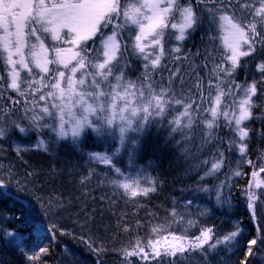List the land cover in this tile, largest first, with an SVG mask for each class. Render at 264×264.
I'll return each mask as SVG.
<instances>
[{
  "label": "snow or ice",
  "instance_id": "1",
  "mask_svg": "<svg viewBox=\"0 0 264 264\" xmlns=\"http://www.w3.org/2000/svg\"><path fill=\"white\" fill-rule=\"evenodd\" d=\"M201 30L206 43L195 51L186 48ZM0 33V141L17 133L36 134V147L51 154L62 144L83 152L90 136L118 140L110 154L86 155L108 168L107 182L114 190L132 199L157 191L156 179L135 162L141 139L153 126L167 125L170 138L179 133L189 142L194 127L201 129V149L207 145L213 151L194 165L203 168L199 181L218 179L228 167L220 183L209 187L198 181L190 189L206 194L211 206L197 207L195 213L191 199L180 209L173 206L163 222L150 226L151 238H137L121 250L124 264H132V257L178 264L194 254L202 264H212L213 256L235 245L238 222L222 235L206 225L197 234L187 233L217 209L231 210L230 181L244 175L243 163L253 168V181L244 191L251 217L257 201L264 207V192L253 191L261 186L255 178L264 172V158L257 169L248 156L249 122L258 118L254 97L264 89L257 88L255 79L236 78L248 57L264 52V0H0ZM134 61L140 62L141 72L133 79L129 70ZM169 61L176 62L175 68L169 69ZM256 69L264 79V60ZM164 71L169 72L166 80ZM221 126L229 131L226 140L217 135ZM257 134L264 136V130ZM26 150L15 149L18 155ZM183 150L186 156L194 154L187 144ZM121 151L128 156L127 168L116 159ZM233 151L235 168L226 155ZM89 179L91 174L81 183ZM4 186L0 179V188ZM173 224L182 231H172ZM4 235L30 264L49 254L43 245L48 237L41 235L28 248L16 233L5 230ZM80 239L98 257L106 251L91 236ZM258 240L264 246V237L250 240L242 264L254 256ZM64 254L62 264H78L71 249L65 247Z\"/></svg>",
  "mask_w": 264,
  "mask_h": 264
},
{
  "label": "trees",
  "instance_id": "2",
  "mask_svg": "<svg viewBox=\"0 0 264 264\" xmlns=\"http://www.w3.org/2000/svg\"><path fill=\"white\" fill-rule=\"evenodd\" d=\"M203 30L198 31L192 40L186 42V48L202 47L206 39H202ZM249 63L239 70L238 81L245 78L255 79L258 89H264V79L256 69V64L264 60V52L258 51L255 57L247 58ZM176 62L169 61V69L175 68ZM165 71L163 79H167ZM134 79V78H133ZM14 95V93H13ZM257 107L254 115L257 119L250 121L252 139L249 142L248 156L260 167L264 158V136L257 132L264 130V92L254 97ZM223 125V121H221ZM201 129L194 127L192 140L184 141L179 133L175 138L168 135V127L153 126L141 139V147L135 162L139 168H145L149 175L157 181V191L147 197L134 199L121 195L107 182L108 168L96 164L87 158L89 152L111 153L113 145L119 147L118 140H101L90 136L83 152L74 151L68 144H62L51 154L36 147L39 137L32 134L29 137L13 134L10 139L0 141V179L5 186L0 188V264H30L23 251L9 243L5 230L16 233V239L22 241L28 248L39 242L41 235L48 237L43 245L49 247L48 255H41L35 264H62L65 261L64 248L72 250L78 264H124L121 250L130 247L137 238H151L150 226L163 222L168 217L169 209L176 206L182 208L183 201L193 200L192 212L196 208L212 205L213 201L204 193H193L190 189L197 184L203 168H195L202 159L208 158L213 149L201 145ZM220 139L229 136L227 128L221 126L217 130ZM180 141V143H177ZM3 142V143H2ZM187 144L194 150L193 155L186 156L183 145ZM17 145L28 150L19 155L15 151ZM232 161L230 167L235 168L237 154L235 151L226 153ZM122 168H127L128 156L121 151L116 158ZM243 176L232 177L230 183L232 208L225 213L217 209L213 214L201 218L200 225L188 229L189 235L197 234L201 225L214 226L217 235L232 231L234 223L238 222L240 233L235 245L227 251L212 257V264H242L250 240L257 236L264 237V207L256 202V215L252 218L246 207L245 189L253 181V168L243 163L240 165ZM133 171V169H128ZM228 167L216 177H208L200 183L209 187L225 180ZM29 173H32L31 175ZM91 174V179L85 183L81 180ZM256 181L264 183V172L259 173ZM253 191L264 192V184ZM225 195L229 189L225 188ZM261 199H264L262 197ZM57 200L65 207L58 208ZM125 228L128 230L125 231ZM182 229L173 224L171 230ZM62 232L73 235H63ZM55 238H51V234ZM81 236H91L106 251L96 253L90 251ZM253 257H247L248 264H264V246L253 245ZM259 248V255L256 249ZM132 264H157L155 260H139L132 257ZM166 259V258H162ZM178 264H202V259L194 254L191 259L180 260Z\"/></svg>",
  "mask_w": 264,
  "mask_h": 264
},
{
  "label": "rangeland",
  "instance_id": "3",
  "mask_svg": "<svg viewBox=\"0 0 264 264\" xmlns=\"http://www.w3.org/2000/svg\"><path fill=\"white\" fill-rule=\"evenodd\" d=\"M2 34V33H0ZM141 72V66H140V62L139 61H134L131 65V69L129 70V75L132 78H135L136 76L140 75ZM165 74V71L163 72V75ZM3 143V142H2ZM0 146H2V144L0 143ZM28 148V146H27ZM264 183H261V185L263 186ZM174 231V230H172ZM176 231V230H175ZM177 231H182V229H179ZM188 235L190 234V232L188 231L187 233ZM193 235V234H192Z\"/></svg>",
  "mask_w": 264,
  "mask_h": 264
}]
</instances>
